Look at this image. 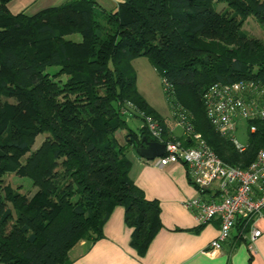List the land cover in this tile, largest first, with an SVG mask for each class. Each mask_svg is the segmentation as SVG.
<instances>
[{
  "label": "trees",
  "instance_id": "16d2710c",
  "mask_svg": "<svg viewBox=\"0 0 264 264\" xmlns=\"http://www.w3.org/2000/svg\"><path fill=\"white\" fill-rule=\"evenodd\" d=\"M7 1L0 0V264H68L69 249L100 238L117 205L137 253L160 228L157 202L128 177L127 150L152 138L129 128L120 108L131 103L161 124L163 139L167 132L136 90L135 57L169 84L162 89L171 115L184 110L221 161L244 168L264 149V118L244 121L238 151L202 103L212 83L253 79L264 87V39L241 30L247 17L264 23V0H122L112 10L65 0L31 15L9 12ZM49 66L57 70L49 74ZM9 173L28 177L35 190L3 184ZM250 222L235 221L238 236Z\"/></svg>",
  "mask_w": 264,
  "mask_h": 264
},
{
  "label": "crops",
  "instance_id": "0c3cea01",
  "mask_svg": "<svg viewBox=\"0 0 264 264\" xmlns=\"http://www.w3.org/2000/svg\"><path fill=\"white\" fill-rule=\"evenodd\" d=\"M65 0H9L5 6L11 13L26 15ZM104 10H112L122 0H94ZM129 128L137 131L141 120L130 115L125 119ZM165 139L181 137L182 131L170 113L164 118ZM124 133V132H123ZM122 133V135H123ZM122 135L117 133L119 141ZM129 160L128 177L142 191L147 200L157 202L160 228L141 253L129 245L130 228L123 222V208L115 206L102 226V236L94 241L80 240L68 251V264H264V206L253 218L252 225L260 231L249 242L248 232L238 236L237 227L220 249L205 251L217 234V221L197 226L193 213L182 206V200L198 196L206 201H217L216 184L198 193L181 163L155 165L154 159L139 157L133 148L126 152ZM254 195L259 191L254 188ZM250 246V247H249Z\"/></svg>",
  "mask_w": 264,
  "mask_h": 264
},
{
  "label": "built area",
  "instance_id": "2783aa9c",
  "mask_svg": "<svg viewBox=\"0 0 264 264\" xmlns=\"http://www.w3.org/2000/svg\"><path fill=\"white\" fill-rule=\"evenodd\" d=\"M162 85L165 89L169 88L164 80ZM202 103L212 127L228 137L238 151H244L245 143L238 144L232 133L238 121L264 118V87L253 79L212 83L203 91ZM119 112L125 119L136 115L152 140L163 143V153L154 158L156 166L181 163L198 193L212 183L216 184L217 201H206L198 196L182 200V206L193 213L197 225L217 221V234L209 241L205 251L220 249L229 238L237 219L251 220L249 242L259 236L260 231L253 227L252 222L254 217L261 214L264 206V149H259L252 161L240 168L224 163L214 154L199 134L192 130L189 116L181 108H176L172 116L175 124L181 128L182 141L163 139L161 124L129 102ZM248 131H253V126H249ZM254 188L259 194L254 195Z\"/></svg>",
  "mask_w": 264,
  "mask_h": 264
},
{
  "label": "rangeland",
  "instance_id": "374dc122",
  "mask_svg": "<svg viewBox=\"0 0 264 264\" xmlns=\"http://www.w3.org/2000/svg\"><path fill=\"white\" fill-rule=\"evenodd\" d=\"M223 5L224 4H217L216 8L220 9ZM241 30L249 36L264 39V23H257L251 17L244 19L241 24ZM68 38L72 40H78L79 36L78 34H71L68 36ZM131 66L135 75V87L138 94L141 96V98H143V100H145L147 105L155 110L159 116H161L163 119L166 118L169 114V107L163 93L161 79L157 72L143 56L133 58L131 60ZM45 70L49 74H52L57 70V66H49ZM123 132V129L117 131L120 137ZM232 136L238 144L243 145L245 143L247 129L244 121H238L236 123ZM42 138V135L35 137L32 149L36 148ZM181 139L174 137L165 140L180 141ZM2 183L9 185L11 188L17 187L19 192L27 195H30L35 190V187L32 186L28 177L17 176L13 173L3 175Z\"/></svg>",
  "mask_w": 264,
  "mask_h": 264
},
{
  "label": "water",
  "instance_id": "95a60500",
  "mask_svg": "<svg viewBox=\"0 0 264 264\" xmlns=\"http://www.w3.org/2000/svg\"><path fill=\"white\" fill-rule=\"evenodd\" d=\"M164 145L155 140H148L141 137L140 143L136 146L135 151L139 157L146 160H152L163 153Z\"/></svg>",
  "mask_w": 264,
  "mask_h": 264
}]
</instances>
